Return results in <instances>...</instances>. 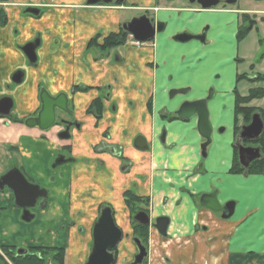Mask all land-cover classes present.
Segmentation results:
<instances>
[{
	"label": "crops",
	"instance_id": "0c3cea01",
	"mask_svg": "<svg viewBox=\"0 0 264 264\" xmlns=\"http://www.w3.org/2000/svg\"><path fill=\"white\" fill-rule=\"evenodd\" d=\"M82 1L2 2L6 23L0 26V94L7 92V86L14 85L11 83L14 72L24 73L11 93L15 96L13 103L15 98L18 102L17 115L12 114L16 119H25L36 109L39 86L51 93L61 89L70 95L74 84L110 85V99L103 102L99 121L85 113L93 92L71 94L75 115L82 126L80 131L72 133L70 141L61 142L60 146L69 145L75 161L54 172L53 179L49 180L52 185L41 183L48 191L47 211L60 220L65 216L73 218L77 212L80 217L75 221L88 224L102 201L110 203L117 212L122 211L121 193L134 182L136 193L148 198L151 216L169 219L166 236L153 233L150 236L155 242L152 246L162 256L152 264H264V173L229 172L235 138L232 85L225 91L220 89L218 81L210 88L212 140L204 156L201 150L204 139L198 133L196 117L187 120L165 117L166 111H173L184 101L205 98L209 88L203 76L197 77L200 71L197 65L207 59L202 53L212 40L208 44L177 43L172 36L183 31L197 34L205 25L211 29L207 16L212 13L229 14L234 20L235 11H196L194 8L178 11L158 7L152 13L155 20L165 22L163 32L141 47L124 46L121 62L105 66L104 62L96 63L92 54L86 52L87 39L94 26L98 30L112 27L115 31L127 14L117 9H101L95 13L93 9L83 8ZM30 4L42 8L44 13L38 17L23 15L22 8ZM172 19L175 24L168 26ZM236 20L238 24L234 20L237 25L232 30L235 33L241 23L240 16ZM33 37L40 39V47L36 48L37 64L30 67L21 47ZM212 51L210 55L215 54ZM210 75L211 72L206 78L210 79ZM181 88L185 90L183 93L169 96L170 90ZM237 92L241 96L247 93ZM261 99L251 101L250 105L260 108ZM111 103L116 105L114 111L110 110ZM229 109L233 111V119L225 123L223 116ZM21 124L28 128L22 122L0 118V154L4 155L0 157L11 158L3 146L13 141L22 129ZM220 125L224 127V136L217 132ZM102 131H107L124 147L125 156L132 163L130 169L124 172L119 160L105 153H93L92 146L100 141ZM137 135L146 139V151L132 147V139ZM10 148L14 150V146ZM203 158L207 159L205 164L201 162ZM12 167L18 168L15 164L4 168L0 160V174ZM212 191L216 192L220 204L234 203L229 218L199 206V195ZM60 195L63 201H59ZM67 195L69 202L65 200ZM5 196L12 199L5 194L2 197ZM119 223L125 225L122 215ZM79 247L74 262L72 250L67 247L66 264L84 262L89 248L85 242Z\"/></svg>",
	"mask_w": 264,
	"mask_h": 264
},
{
	"label": "rangeland",
	"instance_id": "374dc122",
	"mask_svg": "<svg viewBox=\"0 0 264 264\" xmlns=\"http://www.w3.org/2000/svg\"><path fill=\"white\" fill-rule=\"evenodd\" d=\"M130 1L138 3L140 1V3L144 2L143 0ZM177 2L180 4L181 0H178ZM158 4L164 5L165 2L164 0H158ZM218 9L227 11L234 10L236 13L234 20L237 24L238 20H236V18H238L240 14L238 12L250 11L251 13L248 12V16L254 18L255 24L243 39L236 41L235 31L232 30L235 29V25L237 24L234 22L231 15L212 13L207 16L211 23V29L207 30L206 35H208L209 38H206V44H208V40H212V43L209 48L208 45H206L204 48L209 50L206 49L205 51L204 49L202 53V55L204 54L203 57H207V59L203 60L201 65H197L200 70L197 73V77L201 75L202 78L203 76L209 86V88H207L206 95L210 92V88L216 86L218 81L220 89H224L225 91L231 87V85L232 91L236 86V90L240 93H246L247 89L250 87H262L264 89V81L254 82L252 85V82L250 83L248 78H245L236 82L237 74L244 73L247 77H250L252 74V76H255L256 73L264 74V0H236L233 5H218L210 10L212 11ZM125 14L128 15L127 12H125ZM162 16L165 20V15ZM159 22L163 23L164 21L160 20ZM218 22L219 24L216 25ZM174 24V19H172L170 23L168 21V26H173ZM205 26H202L201 30L205 28ZM260 40L263 41L262 44L259 43ZM122 48L123 47H117L115 48V51H119L121 53L123 50ZM213 49L215 54L213 53L210 55V53L213 52ZM111 55H114V51L111 52ZM181 56H183V54H181ZM210 72L211 78L208 79L206 77ZM16 86L17 85H11V87L6 90L7 92L5 94L12 96L11 93ZM14 97L12 96L13 99ZM17 104L18 102H16L15 98V104L11 110V114H16ZM209 104L210 103L208 101V109L209 113H211ZM221 105L223 106L224 104L222 103ZM258 105L262 111V120L264 123V95ZM224 114L223 121L225 123H230L231 119H233V111L229 109ZM17 120H19L16 121L17 123H21V120L23 119ZM223 128V125H220L217 129V132L221 136H224V133L222 132ZM56 130V127H53L48 131H41L36 128H25L22 125L20 132L13 137V141L10 144L6 143L3 146L11 157H0V160L3 161L4 168L15 164L18 167L17 169L20 170L23 165L24 170L22 171L34 184H38L39 186H42V184L47 186L52 185V182L49 180L53 179L54 172L58 171V169L62 168L64 165H72L64 164L58 165L56 168L52 167V162L57 155L61 153L64 155L68 154L65 149L61 148L60 144L63 141H60L57 138L58 132ZM11 146H14L13 151H11ZM232 146H234V143ZM208 147L210 148V145ZM0 156L4 155L0 154ZM201 160V162L205 164L207 159L203 158ZM200 165L201 163H199L198 166ZM61 193H63V191ZM3 195V192L0 191V245H14L17 248L30 245L68 247L72 250V262L76 260L80 250L79 243L81 240H84L85 236L80 237V234H78L79 231L76 230L77 233L69 237L68 240V236L64 235L65 232L63 230V225L66 221L64 219L60 220L59 217L51 216V214L47 211L48 207L43 208L40 205H36L31 208L30 213L33 215V218L31 221L26 222L22 219V212L20 209L14 206L13 199H6V196L3 198ZM62 197L63 195L58 196L59 201H63L61 200ZM85 231L87 232L88 230L85 229ZM151 234L152 233H150V236ZM89 243L90 236H88V246ZM147 243L150 246V254L148 257L149 260L147 259L146 264H152V262L155 261V258L158 260L162 256L161 254L158 255L155 246H152V244L155 245V242H152L151 237H147ZM154 250L156 251V255ZM3 261L5 260L3 259ZM7 263L10 264V262Z\"/></svg>",
	"mask_w": 264,
	"mask_h": 264
},
{
	"label": "flooded vegetation",
	"instance_id": "af4514ba",
	"mask_svg": "<svg viewBox=\"0 0 264 264\" xmlns=\"http://www.w3.org/2000/svg\"><path fill=\"white\" fill-rule=\"evenodd\" d=\"M177 1L178 0H164L165 4L161 5V4H158V0H152V2H142V3H140L141 1L138 3V2H132L130 0H97V2L95 4L87 5L86 4L87 0H83L82 1V3H83L82 7L83 8L93 9L94 12L95 11L97 12L98 10H101V9L108 10V11L117 9V11L124 12V13L127 12L128 13L126 18L124 20H122L117 25V29L115 31L111 29L112 27L98 30V29H96L97 27L94 26L95 30L93 29L94 31L92 32V35L87 39V43H86V46H85L86 47V52L92 54L93 60L96 63L101 61L100 63L104 62L105 66H109V65L115 64L117 62L120 63L121 62V57H120L121 53L119 51H115V48L124 47V46L141 47L145 43H147L149 41H152L154 39V38H152L151 40H148V41L139 42V41H136L130 33L125 31L123 29L122 25L124 23L129 22L132 18H138V17L144 15L147 18H149L152 23L153 22H159L160 20H155L154 19L152 10H156L158 7H161V6H167V7H170L172 9L176 8V9H178V11L179 10H183V9H189V8H194L196 11H205V10L211 11L210 9H213V8L217 7L218 5L230 6V5L235 4V3L228 4L227 0H218V4L217 5H215L213 7H209L207 9H204L197 2L191 3L189 0H181V3L179 4ZM2 2H3V0H0V7H2ZM177 4H179V5H177ZM28 8L38 9L39 12H38L37 15L27 13L26 9H28ZM218 10H220V9H218ZM212 11H215V10H212ZM221 11H225V10H221ZM22 12L24 14H26V15H30L31 17H38L42 13H44L42 8H39L38 6H35L33 4L25 5L22 8ZM131 12H132V14H131ZM248 12L250 13V11L238 12V13H240L239 14L240 22H241L240 25L242 24V21H241L242 14L249 15ZM249 18L254 20V18L251 17V16ZM163 23H164V28H165V22H163ZM164 28H163V30H164ZM163 30L161 32H163ZM207 30H208V26H205V28H203L202 30H200L199 33H197V34H200L201 32L204 33V42H200L199 40H194V39H192L190 41H198L201 44L202 43H206ZM122 32L126 33V36L124 37V41H123V43L115 46L113 44V38H112L111 35L119 34V36H120ZM183 32H187V31H183ZM177 33H179V32H177ZM156 34H159V33H156ZM156 34H155V36H156ZM36 40H38V42L40 44V39L38 37L37 38L33 37L27 43H33ZM190 41H188V42H190ZM188 42H185V43H188ZM39 44H38V46L36 48L40 47ZM36 48H35V54H36ZM112 51H114V55L113 56L111 55ZM27 62H28V60H27ZM36 64H37V55H36V61L34 63H29L28 62V66L35 67ZM18 71L23 72L22 70H18ZM237 75H240V74H237ZM23 77H24V73H23ZM250 77H247V78H250ZM253 77L254 76H252L251 78H253ZM236 82H239V81H236ZM11 83L14 84L12 81H11ZM7 88H9V86H7ZM109 88H110L109 84L101 87V86H96V85L79 83V84H74V85L71 86L70 95H68L66 92H64L61 89L58 90L56 93H51L49 90L44 88V86H39L38 87V92H37V98H36L37 107L32 112V114H30L26 118L36 117L37 116V113L39 112L40 107H41V100H40V93L41 92H45L46 91V93L49 96L53 97V98L57 97L60 94H64L66 96V98H67L68 111L55 110L54 123L48 129L41 130V131H48V130L52 129L53 127H56V129H57L56 131L58 132L57 133V138L60 141H63V142L70 141L71 138H72V133L74 131H80L81 126H82V123L78 120V118L75 115V110L73 108V100L74 99L71 98V94L72 95H76V94L77 95H83V94L86 95L89 92H93L94 96L91 99L89 98L90 100L87 103V107H86L85 113H86V115L92 116L95 121H99L101 119V117H102V105H103V102L109 101V99H110ZM234 89L236 90V87ZM173 90H180V89H173ZM209 91L212 92L211 89ZM208 94L206 96H208ZM4 96H9V95L5 94V93L0 94V98L4 97ZM9 97H11V96H9ZM114 107H116L115 103H111L110 110L114 111ZM12 109H13V107H12ZM176 109H174V110H176ZM173 111H171V112L166 111L165 117L168 118V119H182V118H178L173 113ZM10 113H11V111H10ZM13 117L14 116L12 114H10L9 116H6V117L0 116L1 119H5V120H12L11 118H13ZM183 120H187V119H183ZM241 121H242V118H241ZM238 122H239V118H238ZM242 123H243V121H242ZM236 126L238 127V123H237ZM66 127H68L69 137L67 139H60L58 135L60 133H62L65 130ZM32 128L39 129L37 127H32ZM234 131H235V138H234V142L233 143H235L236 136H237V134L239 132V127H238V131L237 132H236L235 127H234ZM138 136L144 138L142 135L134 136V138L132 139V147L134 149H136V150H139V151H146L148 149V144H147V141H146L145 138L144 139H145L146 145H147V149L146 150H141V149H138L137 147L134 146V140ZM204 142H205V140H204ZM204 142H203V144H204ZM203 144H202V146H203ZM243 144L245 146H252V147L257 146L256 144L253 143V141H250V140L243 141ZM208 145L206 146V148L208 147ZM61 148L65 149L68 154L64 155V154L61 153V154L57 155V157L52 162L53 163L52 167H54V168L58 167V165L71 164V163H73L75 161V159L71 155V151H70V146L69 145L61 146ZM206 148H205V153H206ZM233 148H235V146H233ZM201 150H202V148H201ZM92 151L96 155L105 153V154H108L109 156H111L112 158H114L116 160H119L120 161V169L122 171H124V172L127 171L128 169H130V167H131L132 163L125 156L124 147L119 142L115 141V138L112 135H110L107 131H102L101 132L100 141L92 146ZM61 160L62 161L63 160H67V162H62L61 164H58L59 161H61ZM237 160H238V158H237ZM6 171L7 170H5L3 173H1L0 176L3 175ZM21 173L24 175V177L26 178V180L30 184H34L32 181H30L26 177V175L23 172H21ZM34 185H38V184H34ZM134 186H135V183L132 182L131 186L129 188H126L125 190L122 191L121 199H122V203H123V210L120 211V212H117V210H115L114 207L110 203L102 201V202H100L98 204L95 217L88 224L87 223L85 224L83 222H80L78 224L75 221L76 218L80 217V214H78L77 212H76V214H74L73 218L70 217V216H65L64 220L67 222V223L65 222V224L63 225V230L65 232V236H68V238H69L71 232H73V235H74L75 233H77L76 230L79 231L78 234H80V237L85 236L84 240H81V242L79 244H82L83 242H85L86 246L89 248V251H90L91 243H92L91 230H92L93 224H94L95 220L99 216L100 208L103 207V206H109L111 208V210H112V215H113V219H114V222H115L116 226L118 228H120V230L122 231V238H121L120 242L117 244V246L114 248V251H115V262H114V264H128L129 262H131L133 260L134 255L137 253V247H136V245H135V243L133 241L135 239H138L140 244L143 245L145 247V249H146L147 256L143 259V261L141 263V264H146L147 259H148L149 254H150V246L147 243V240H146V242H143V239L141 237H139L138 235L133 234L134 227L135 226H143V227H145L146 231H147V237L148 238L150 237V233L157 234L159 236H166V234L162 235V234H160L158 232V230L155 227V224H156L155 222H156V219L159 218V217H155L154 218V217L151 216L149 208H148V204H149L148 198H145L143 196L138 195L136 193V187H134ZM41 187H42V189H44L43 186H41ZM44 190L46 191V197L44 199L43 198H38L37 201L35 202L34 206H32V207H29V208H26V209L19 208L20 211L22 212V219H23L24 211H26L28 213L27 217H31V219L29 220V221H31L32 218H33V215H31V213H30L31 208L35 207L36 205H40L43 208L46 207V205L48 204L47 200H48L49 196H48L47 189L45 188ZM128 190L132 191V193L135 196L140 198L137 201H135L134 204L130 208L126 207V205L124 203V195H123V193L125 191H128ZM0 191L3 192V194H5V195H9V197H12L13 203H14L13 194L8 188L4 187V189L0 190ZM202 194H204V193H202ZM200 195H199V197H200ZM68 196L69 195H67L65 200L69 202ZM198 200H199V198H198ZM221 205L223 206L224 204H221ZM15 207H17V206H15ZM140 211L145 212L148 215V218H149L148 225H143V224H140V223H137V222L133 221L134 215L137 212H140ZM217 214L220 215V213H217ZM120 215L125 217V225L124 226L121 223H119ZM24 221H26V220H24ZM168 225H169V222H168ZM167 228H168V226H167ZM167 228H166V231H167ZM85 229L88 230V231L86 232ZM88 236H90L89 246L87 245ZM1 246H6L7 247L6 252H4L2 250ZM32 247H47V248H49V247H54V246H39V245L31 246L30 245V246L17 248L14 245H0V258L4 259L7 262H10L9 255L18 257V256H25V255L29 254L30 256H37L39 259L44 260L45 264H59L58 259L56 258L55 254H54L55 252H51L49 250L43 249V251H45L46 253L42 254L41 251L34 250V249H32ZM56 248H59V247L57 246ZM60 248H64L65 255H64L63 264H66V257L65 256H66V252H67L66 251L67 247H60ZM120 254H123V256L121 257ZM0 261H1V259H0ZM85 261H86V259L84 260V262ZM0 264H3L2 261L0 262Z\"/></svg>",
	"mask_w": 264,
	"mask_h": 264
},
{
	"label": "water",
	"instance_id": "95a60500",
	"mask_svg": "<svg viewBox=\"0 0 264 264\" xmlns=\"http://www.w3.org/2000/svg\"><path fill=\"white\" fill-rule=\"evenodd\" d=\"M191 3L197 2L202 8L207 9L218 4V0H189ZM236 0H227L228 4L235 3ZM97 0H87V5L95 4ZM27 13L37 15L38 9L28 8ZM123 29L130 33L136 41L143 42L154 38L156 33H160L164 28L162 22H151L146 16H140L138 18H132L129 22L122 25ZM199 40L204 42V33L190 34L188 32H179L172 36V40L178 43H185L190 40ZM39 42L36 40L33 43H26L21 47L26 59L29 63L36 61L35 48ZM23 79V72L16 71L11 76V81L14 84H18ZM185 90H171L170 96ZM212 92H209L208 96L202 99L193 101L182 102L173 113L182 119H190L196 117V126L198 133L205 140L202 148V155H205V148L211 143L212 126L209 121V111L207 108V101L212 97ZM41 107L36 117H29L24 120V125L28 128L37 127L40 130L48 129L55 119V110L68 111L67 98L64 94H60L53 98L49 96L46 91L40 93ZM13 107V100L9 96L0 98V116H9ZM239 132L236 136L234 146L237 149V158L239 165L245 169H248L250 163L254 160L261 158L260 147L245 146L243 141L256 140L262 133L264 123L259 113H254L251 116L249 124L245 125L239 117L238 122ZM60 139H67L69 137L68 127L60 133ZM134 146L141 150H146L147 145L144 138L138 136L134 140ZM67 162V160H61L58 164ZM246 175V172L244 173ZM4 187L8 188L14 198V205L21 209H26L34 206L38 198H45L46 191L40 188L38 185L30 184L24 175L17 169L11 168L3 175L0 176V190ZM199 206L204 209H208L214 213H220L224 219L229 218L234 211V203L226 202L223 206L218 202L216 192L201 194L199 197ZM23 219L29 221L31 217H27L28 213L24 211ZM133 221L148 225L149 218L145 212H137ZM169 219L167 217H159L156 219L155 227L162 235L166 234V228L168 226ZM92 243L89 254L86 261L83 264H114L115 251L114 248L120 242L122 238V231L118 228L114 222L112 210L109 206H103L100 208L99 216L95 220L91 230ZM137 253L134 255L133 260L128 264H141L143 259L147 256L146 249L140 244L138 239L133 240Z\"/></svg>",
	"mask_w": 264,
	"mask_h": 264
},
{
	"label": "trees",
	"instance_id": "16d2710c",
	"mask_svg": "<svg viewBox=\"0 0 264 264\" xmlns=\"http://www.w3.org/2000/svg\"><path fill=\"white\" fill-rule=\"evenodd\" d=\"M242 24L238 27L236 31V41H240V39H243L247 33L251 30V28L254 26L255 22L254 20L250 19L247 14H242L241 16ZM6 23V14L2 7H0V26L4 25ZM113 38V44L115 46L123 43L124 37L126 36L125 32H122L121 35L119 34H113L111 35ZM259 43H263L262 40L259 41ZM264 55V53H263ZM262 55V56H263ZM247 78L246 74H240L236 76V81H240L242 79ZM250 82H260L264 81V74L256 73L253 78H248ZM234 127L236 132L238 131V127L236 126L238 123V118L241 117L244 124H248L250 122L251 116L253 113L258 112L261 115L262 118V111L260 108H256L254 106L250 105V102L256 99H261L264 95V89L262 87H250L247 90V93L244 96H241L238 94V92L234 89ZM13 121H19L15 117L11 118ZM22 122V120H21ZM254 144L260 147V153L261 158L254 160L250 163L248 169L246 170L247 174H260L264 173V127L261 135L253 141ZM234 149V159L232 162V166L229 169V172L232 174H242L245 172V170L239 165V162L237 160V150ZM124 195V203L126 207L130 208L135 201L140 199L139 197L135 196L132 191L128 190L123 193ZM133 234L138 235L143 239V242H146L147 240V231L146 228L143 226H135ZM2 250L6 252L7 247L1 246ZM34 250H39L41 253H46L43 251L49 250L51 252H55V256L58 259L59 264H63L64 261V248H56V247H32ZM7 254V253H6ZM3 264H9L6 261H3L2 258H0ZM10 264H45L44 260L39 259L37 256H10L9 255Z\"/></svg>",
	"mask_w": 264,
	"mask_h": 264
}]
</instances>
